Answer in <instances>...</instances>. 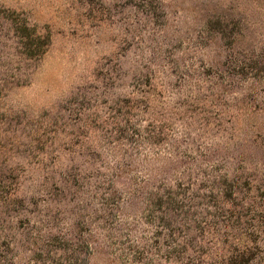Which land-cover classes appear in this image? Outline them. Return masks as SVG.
Listing matches in <instances>:
<instances>
[{"label": "rangeland", "instance_id": "rangeland-1", "mask_svg": "<svg viewBox=\"0 0 264 264\" xmlns=\"http://www.w3.org/2000/svg\"><path fill=\"white\" fill-rule=\"evenodd\" d=\"M0 264H264V0H0Z\"/></svg>", "mask_w": 264, "mask_h": 264}]
</instances>
